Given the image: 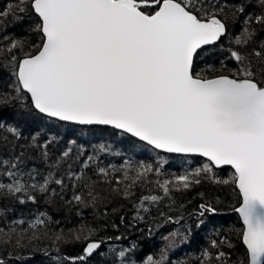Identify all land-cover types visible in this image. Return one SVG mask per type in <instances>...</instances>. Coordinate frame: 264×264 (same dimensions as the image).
<instances>
[{
	"label": "snow or ice",
	"instance_id": "obj_1",
	"mask_svg": "<svg viewBox=\"0 0 264 264\" xmlns=\"http://www.w3.org/2000/svg\"><path fill=\"white\" fill-rule=\"evenodd\" d=\"M37 252L264 264V0H0V264Z\"/></svg>",
	"mask_w": 264,
	"mask_h": 264
},
{
	"label": "trees",
	"instance_id": "obj_2",
	"mask_svg": "<svg viewBox=\"0 0 264 264\" xmlns=\"http://www.w3.org/2000/svg\"><path fill=\"white\" fill-rule=\"evenodd\" d=\"M117 152H118V149H114L113 150V154H116ZM169 159L171 161V164H170V166H168V170L177 171L178 170V165L180 164V158L177 157V156H171V157H169ZM112 162H116V161H112ZM226 215L231 217V220H229L230 223L235 220V215L234 214L226 213ZM55 218H59V216H57ZM42 259H43L42 254L37 252V253H35L32 256V258L27 260L26 264H40ZM22 264H24L23 261H22Z\"/></svg>",
	"mask_w": 264,
	"mask_h": 264
}]
</instances>
